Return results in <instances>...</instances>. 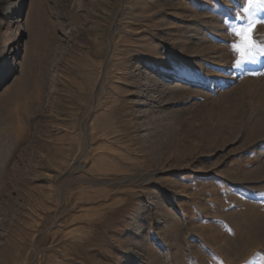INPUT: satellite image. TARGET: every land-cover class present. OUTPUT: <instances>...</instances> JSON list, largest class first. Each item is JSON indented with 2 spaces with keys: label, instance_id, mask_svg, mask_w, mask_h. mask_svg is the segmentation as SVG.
I'll list each match as a JSON object with an SVG mask.
<instances>
[{
  "label": "rangeland",
  "instance_id": "obj_1",
  "mask_svg": "<svg viewBox=\"0 0 264 264\" xmlns=\"http://www.w3.org/2000/svg\"><path fill=\"white\" fill-rule=\"evenodd\" d=\"M249 3L0 0V264H264Z\"/></svg>",
  "mask_w": 264,
  "mask_h": 264
},
{
  "label": "snow or ice",
  "instance_id": "obj_2",
  "mask_svg": "<svg viewBox=\"0 0 264 264\" xmlns=\"http://www.w3.org/2000/svg\"><path fill=\"white\" fill-rule=\"evenodd\" d=\"M249 7H264V0H250ZM254 27L250 24L247 28L237 29L234 33L237 42L232 45V49L239 57L235 64L236 67L251 60L255 55V50L259 47L254 38Z\"/></svg>",
  "mask_w": 264,
  "mask_h": 264
}]
</instances>
